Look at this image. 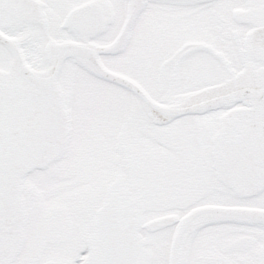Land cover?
Here are the masks:
<instances>
[{"label":"snow or ice","instance_id":"obj_1","mask_svg":"<svg viewBox=\"0 0 264 264\" xmlns=\"http://www.w3.org/2000/svg\"><path fill=\"white\" fill-rule=\"evenodd\" d=\"M0 264H264V0H0Z\"/></svg>","mask_w":264,"mask_h":264}]
</instances>
